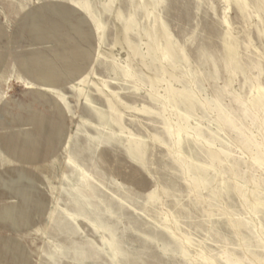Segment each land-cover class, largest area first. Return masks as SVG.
<instances>
[{
    "label": "rangeland",
    "instance_id": "obj_1",
    "mask_svg": "<svg viewBox=\"0 0 264 264\" xmlns=\"http://www.w3.org/2000/svg\"><path fill=\"white\" fill-rule=\"evenodd\" d=\"M0 264H264V0H0Z\"/></svg>",
    "mask_w": 264,
    "mask_h": 264
}]
</instances>
